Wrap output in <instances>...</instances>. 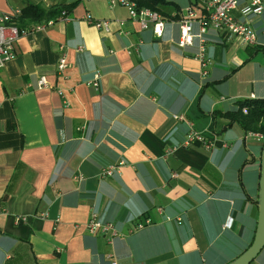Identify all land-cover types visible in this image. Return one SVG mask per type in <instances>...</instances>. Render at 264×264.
Masks as SVG:
<instances>
[{"label":"crops","instance_id":"0c3cea01","mask_svg":"<svg viewBox=\"0 0 264 264\" xmlns=\"http://www.w3.org/2000/svg\"><path fill=\"white\" fill-rule=\"evenodd\" d=\"M74 1L19 26L45 25L0 68V264H227L254 238L264 140L223 112L264 97V0L259 15L247 0L235 11L253 44L207 28L203 66L198 38L177 43L186 10L203 13L195 0L159 7L160 37L108 0H0V11ZM192 129L209 145L183 146ZM92 212L118 233L88 231Z\"/></svg>","mask_w":264,"mask_h":264},{"label":"built area","instance_id":"2783aa9c","mask_svg":"<svg viewBox=\"0 0 264 264\" xmlns=\"http://www.w3.org/2000/svg\"><path fill=\"white\" fill-rule=\"evenodd\" d=\"M110 6H123L128 12V16L131 20L135 21L141 29L151 28L153 34L156 37H160L164 28V19L157 10H153L148 7L138 6L135 0H108ZM250 10L253 14L259 15L263 11V0H247ZM196 4H199L203 10L202 15L195 17V13L191 7L186 10V13L178 20L179 24V38L178 46L183 47L191 45L195 38H198L199 51L197 58L200 64L203 66L207 63L206 45L203 34L208 27H213L217 32H222L225 36H234L238 38L239 42L244 45L253 44L256 40V34L252 26L247 22L240 20L236 17L235 11L238 8L240 0H195ZM20 10L12 12L0 11V68H2L5 62L11 58L14 54V42L23 34H26L30 30H40L45 25L37 24L29 28H20L17 24L16 18L19 16ZM64 14V12H62ZM86 19L94 26L100 29H108L109 21L107 19H94L87 14ZM198 24V32H194V23ZM51 24L50 21L46 22ZM66 59L64 54H61L58 60L57 68L62 71L66 67ZM205 74V71H203ZM99 73L94 75V86L98 85L97 79ZM39 86H47V81L44 77H41L38 81ZM245 111V110H243ZM181 117V116H180ZM177 117V118H180ZM255 134L259 138H263L264 133H249ZM194 143H202L205 146L209 144L204 140L203 136L195 131L190 130L186 135L183 142V146H190ZM123 163V162H122ZM117 166H109L103 168L101 171L102 176L111 175ZM176 175V174H175ZM5 212L4 208L0 207V215ZM18 221H26V217L22 216ZM152 223L147 218L142 223H138L136 227L141 228L145 225ZM86 229L92 233L99 232L101 234H109L110 236L116 235L117 229L114 223L110 221L100 220L96 212H92L88 222L86 223Z\"/></svg>","mask_w":264,"mask_h":264},{"label":"trees","instance_id":"16d2710c","mask_svg":"<svg viewBox=\"0 0 264 264\" xmlns=\"http://www.w3.org/2000/svg\"><path fill=\"white\" fill-rule=\"evenodd\" d=\"M75 2L68 4L56 3L48 9H44L38 3H26L16 18L18 26L65 15L74 6ZM135 2L138 6L148 7L157 11L161 6L172 4V2L167 0H135ZM223 115L229 119L226 125L237 122L245 131H261L264 133V97L239 99L236 101L235 107L223 112Z\"/></svg>","mask_w":264,"mask_h":264},{"label":"water","instance_id":"95a60500","mask_svg":"<svg viewBox=\"0 0 264 264\" xmlns=\"http://www.w3.org/2000/svg\"><path fill=\"white\" fill-rule=\"evenodd\" d=\"M258 218L251 244L227 264H250L264 247V142L260 157V178L257 194Z\"/></svg>","mask_w":264,"mask_h":264}]
</instances>
